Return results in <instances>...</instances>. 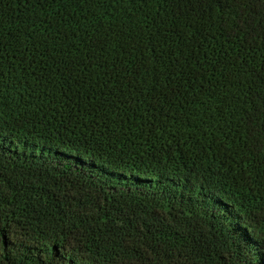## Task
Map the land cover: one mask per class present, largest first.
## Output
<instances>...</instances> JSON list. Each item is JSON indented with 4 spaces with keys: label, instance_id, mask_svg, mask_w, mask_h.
I'll list each match as a JSON object with an SVG mask.
<instances>
[{
    "label": "trees",
    "instance_id": "trees-1",
    "mask_svg": "<svg viewBox=\"0 0 264 264\" xmlns=\"http://www.w3.org/2000/svg\"><path fill=\"white\" fill-rule=\"evenodd\" d=\"M0 264H264V0H0Z\"/></svg>",
    "mask_w": 264,
    "mask_h": 264
}]
</instances>
